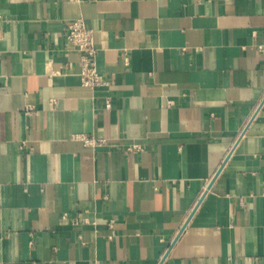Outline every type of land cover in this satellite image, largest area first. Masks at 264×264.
Masks as SVG:
<instances>
[{
    "label": "crops",
    "instance_id": "1",
    "mask_svg": "<svg viewBox=\"0 0 264 264\" xmlns=\"http://www.w3.org/2000/svg\"><path fill=\"white\" fill-rule=\"evenodd\" d=\"M0 264H264V0H0Z\"/></svg>",
    "mask_w": 264,
    "mask_h": 264
},
{
    "label": "built area",
    "instance_id": "2",
    "mask_svg": "<svg viewBox=\"0 0 264 264\" xmlns=\"http://www.w3.org/2000/svg\"><path fill=\"white\" fill-rule=\"evenodd\" d=\"M81 1V0H76ZM66 38L68 42L80 53V71L79 76L82 85L94 89L103 83L100 74L96 68V47L92 29L85 25L82 17L70 20L67 23ZM109 106V103H107ZM74 138L80 139L85 145L95 146L104 142V139L94 137L93 135L77 134ZM131 148H136L135 146ZM67 215L64 213L63 217ZM86 223H94V219L85 218ZM74 222H78L77 219Z\"/></svg>",
    "mask_w": 264,
    "mask_h": 264
},
{
    "label": "water",
    "instance_id": "3",
    "mask_svg": "<svg viewBox=\"0 0 264 264\" xmlns=\"http://www.w3.org/2000/svg\"><path fill=\"white\" fill-rule=\"evenodd\" d=\"M181 231H179L178 235L180 234ZM178 235L176 236V238L178 237Z\"/></svg>",
    "mask_w": 264,
    "mask_h": 264
}]
</instances>
